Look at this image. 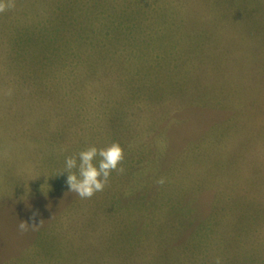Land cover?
Segmentation results:
<instances>
[{
	"label": "rangeland",
	"instance_id": "1",
	"mask_svg": "<svg viewBox=\"0 0 264 264\" xmlns=\"http://www.w3.org/2000/svg\"><path fill=\"white\" fill-rule=\"evenodd\" d=\"M0 264H264V0H0Z\"/></svg>",
	"mask_w": 264,
	"mask_h": 264
}]
</instances>
